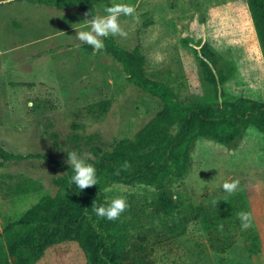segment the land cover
Returning a JSON list of instances; mask_svg holds the SVG:
<instances>
[{"label":"rangeland","instance_id":"rangeland-1","mask_svg":"<svg viewBox=\"0 0 264 264\" xmlns=\"http://www.w3.org/2000/svg\"><path fill=\"white\" fill-rule=\"evenodd\" d=\"M89 1L94 15H104L115 3L136 6L135 19L120 17L127 38L109 37L126 50L138 47L147 79L172 90L179 104L223 106L240 97L264 104V61L246 0H81L83 5ZM85 13L77 5L0 4V52L13 49L0 55V148L24 157L0 166L1 240L3 225L37 202L33 189L57 191L55 181L64 175V165L70 166L69 152L94 160L95 150L131 139L161 108L156 98L127 81L105 50L93 55L91 46L76 39V30H87ZM29 18L33 33L17 36ZM22 45L30 49L24 58L14 49ZM203 45L219 68H232L217 91L204 81L196 61ZM54 47L65 55L43 53ZM61 61L64 65H57ZM99 104L107 111L98 117ZM31 154L50 162L28 158ZM190 158L188 171L162 189L110 182L98 194L109 202L123 196L130 205L119 218L125 234L121 263L264 264V134L250 127L233 149L198 139ZM235 179L240 188L224 191L223 183ZM18 184H31V192L23 195ZM215 211L223 215V233L234 242L225 254L209 242ZM240 211L253 214L246 231ZM249 233L258 237L259 252L252 256L244 246ZM35 264H85V258L77 243L64 242L49 247Z\"/></svg>","mask_w":264,"mask_h":264},{"label":"trees","instance_id":"trees-1","mask_svg":"<svg viewBox=\"0 0 264 264\" xmlns=\"http://www.w3.org/2000/svg\"><path fill=\"white\" fill-rule=\"evenodd\" d=\"M43 5L52 8L77 5L94 15L93 2L83 5L81 0H14ZM250 18L256 33L264 61V0H246ZM105 52L122 68L127 81L156 98L160 110L131 139L116 143L110 150L97 153L92 163L97 170L99 183L83 191L70 183L74 172L64 165V175L55 181L57 191L52 195L40 193L37 202L15 220H8L2 227L0 239V264H35L45 251L56 244L75 242L82 250L85 264H123L121 253L125 245V234L119 219L109 221L99 218L92 211L95 202L107 206L111 202L99 197V193L110 182L121 184L156 185L177 179L188 171L194 142L206 139L227 149L235 148L247 129L252 127L264 134V104L247 98H237L223 106H209L196 102L192 106L179 104L176 96L166 86L151 83L145 74V60L138 47L126 50L112 37L104 40ZM218 59L203 45L196 54L200 73L205 82L215 91L223 85L232 73L231 67H218ZM92 105L89 109H94ZM107 111L105 104H99L95 115ZM28 158H40V154ZM0 166L6 161L24 157L3 152L0 148ZM119 173L117 174V171ZM31 184L16 190L26 195ZM223 215L215 211L211 217L213 232L209 235L211 247L219 254H225L233 245L219 226ZM244 246L250 256L259 252L258 237L249 233L244 237Z\"/></svg>","mask_w":264,"mask_h":264},{"label":"clouds","instance_id":"clouds-1","mask_svg":"<svg viewBox=\"0 0 264 264\" xmlns=\"http://www.w3.org/2000/svg\"><path fill=\"white\" fill-rule=\"evenodd\" d=\"M13 0H0V4H10ZM136 6L127 3H115L112 6L105 8L104 15H91L90 19H85L87 30H76V39L81 43H85L92 47L93 55L105 49L104 40L109 36H119L127 38L128 32L121 26L120 17L136 18ZM85 17L89 13L84 14ZM29 107H34V104L29 102ZM90 156L85 154L79 155L76 151L68 153L66 163L71 166L74 175H72L70 183H74L76 188L83 191L89 187L99 183L97 178V170L88 160ZM119 170L117 171V174ZM223 189L231 194L240 188L239 179L225 181ZM130 205L123 196L114 198L107 206L97 205L95 202L92 205V211L99 218H106L109 221H116L121 214L128 210ZM241 222V229L248 230L253 224V214L250 211H240L237 214ZM223 230V225L219 226Z\"/></svg>","mask_w":264,"mask_h":264},{"label":"crops","instance_id":"crops-1","mask_svg":"<svg viewBox=\"0 0 264 264\" xmlns=\"http://www.w3.org/2000/svg\"><path fill=\"white\" fill-rule=\"evenodd\" d=\"M17 3L23 4V3H28V2H17ZM28 4L30 6H35V4H30V3H28ZM28 23H29L28 25H25V26L23 25L22 30L19 32V34L17 36H23L24 37V35H28L31 32L33 33L34 30L32 28L33 27V24L32 23H34V20H32L31 18H29ZM27 47L28 46L22 45V46H20L18 48H14V49H16L15 51L23 52V54H21V56L24 58V56H25L24 53L28 52V50L30 51V49L27 48ZM54 48H52V50L51 49L50 50H47V51H45L43 53L46 54L47 57H51V58H54V57H57V56H61L62 57V56L65 55V52L66 51H64L62 49H61V51H59V50H56V47H54ZM11 50H13V49H5L4 48L3 50H1L2 52H0V53H2V54H0V55H7V54L10 53ZM28 57H33V56L32 55H29ZM57 65H64V63L61 61V62L57 63Z\"/></svg>","mask_w":264,"mask_h":264}]
</instances>
